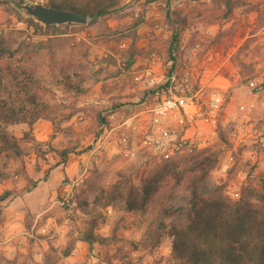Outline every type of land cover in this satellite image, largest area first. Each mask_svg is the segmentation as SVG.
Instances as JSON below:
<instances>
[{
    "label": "rangeland",
    "instance_id": "rangeland-1",
    "mask_svg": "<svg viewBox=\"0 0 264 264\" xmlns=\"http://www.w3.org/2000/svg\"><path fill=\"white\" fill-rule=\"evenodd\" d=\"M14 2L48 0H0V202L22 248H44V264H187L171 247L193 191L264 187V0H104L103 17L57 29ZM177 97L184 110L159 113ZM27 168L44 179L38 221L40 205L1 187Z\"/></svg>",
    "mask_w": 264,
    "mask_h": 264
},
{
    "label": "trees",
    "instance_id": "trees-1",
    "mask_svg": "<svg viewBox=\"0 0 264 264\" xmlns=\"http://www.w3.org/2000/svg\"><path fill=\"white\" fill-rule=\"evenodd\" d=\"M79 1L82 3L48 0L46 5L88 14L89 24L103 17L109 8L104 6V0ZM26 22L35 29H43L30 18ZM175 40L176 34L172 42ZM67 154L63 151L60 156L65 159ZM27 182L31 185L26 191H30L36 182L30 179ZM143 190L147 194L150 186L145 185ZM218 190L217 186L213 187L207 196L193 191L187 221L173 226L171 253L187 264H264V187L259 190L242 188L233 201L222 198ZM8 195L0 196V201Z\"/></svg>",
    "mask_w": 264,
    "mask_h": 264
},
{
    "label": "crops",
    "instance_id": "crops-1",
    "mask_svg": "<svg viewBox=\"0 0 264 264\" xmlns=\"http://www.w3.org/2000/svg\"><path fill=\"white\" fill-rule=\"evenodd\" d=\"M45 125V128H47V124L43 123L40 124L39 122L34 123L32 126L36 128L34 130L35 138L39 142L44 141V134L39 133L37 131V128H40L41 126ZM42 172L39 174L44 175V167L42 166ZM28 172V179H31L32 177H36V185L32 188V190L28 193H25L23 198L21 197L20 193L26 186L27 180L24 178L18 179V176L15 175L14 178L6 179L2 183V189L6 191H16L15 194H12L8 197V199L13 198L12 205L16 204L17 206L21 205V202L27 199H30L32 204L34 205H40L39 209H36L32 211L33 216L35 217L37 221L40 219H44V179L38 177L37 173H33L30 171L29 168L26 169ZM56 176L55 172H52L51 176ZM13 179V180H12ZM1 210L4 211V215H6V223L2 227L1 230L4 234V239L2 242H0V245H2V248L5 250L3 253L8 259L15 261V264H44V248H22L23 243L22 240L25 238L23 234H27L26 228L23 225L21 221H18V219L15 220V218L12 217V215L9 214V207H5L2 202H0ZM36 221V220H35ZM24 262V263H23Z\"/></svg>",
    "mask_w": 264,
    "mask_h": 264
},
{
    "label": "water",
    "instance_id": "water-1",
    "mask_svg": "<svg viewBox=\"0 0 264 264\" xmlns=\"http://www.w3.org/2000/svg\"><path fill=\"white\" fill-rule=\"evenodd\" d=\"M15 7L24 15L43 27L62 25H82L90 21L84 13H78L66 8L47 6L42 3H18Z\"/></svg>",
    "mask_w": 264,
    "mask_h": 264
},
{
    "label": "built area",
    "instance_id": "built-area-1",
    "mask_svg": "<svg viewBox=\"0 0 264 264\" xmlns=\"http://www.w3.org/2000/svg\"><path fill=\"white\" fill-rule=\"evenodd\" d=\"M212 104L211 107L214 109H217L221 106V97L219 95L213 96L211 98ZM185 106H187V104L185 103V99L181 98V97H177L174 99H169L166 102L163 103L162 106H160L159 108V113H165L166 111H168L171 108H182L183 110L185 109ZM193 106V105H192ZM191 144L189 142H187L186 140H182L178 143H175L173 145V149L176 151L181 150L183 147H189Z\"/></svg>",
    "mask_w": 264,
    "mask_h": 264
}]
</instances>
